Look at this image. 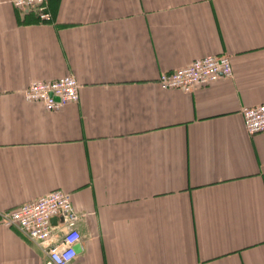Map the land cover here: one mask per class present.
I'll return each instance as SVG.
<instances>
[{"label":"crops","instance_id":"0c3cea01","mask_svg":"<svg viewBox=\"0 0 264 264\" xmlns=\"http://www.w3.org/2000/svg\"><path fill=\"white\" fill-rule=\"evenodd\" d=\"M0 0V218L56 188L83 214L74 264H264V0ZM228 52L234 76L165 89L162 71ZM73 74L61 109L27 100ZM62 222L60 216L53 224ZM46 252L0 219V264Z\"/></svg>","mask_w":264,"mask_h":264},{"label":"built area","instance_id":"2783aa9c","mask_svg":"<svg viewBox=\"0 0 264 264\" xmlns=\"http://www.w3.org/2000/svg\"><path fill=\"white\" fill-rule=\"evenodd\" d=\"M19 9H35L43 20L52 18L49 0H10ZM232 57L228 52L197 57L190 64L162 71L158 82L165 89L193 91L197 86L217 81L222 76H234ZM79 80L73 74L44 80L37 78L24 88V97L32 102L42 101L48 109H61L68 102L80 98ZM249 134L264 132V102L242 109ZM72 198V192L56 188L38 199L29 200L1 214V223L18 227L25 235L40 244L46 252L44 264H74L78 255L76 245L81 233L75 223L82 217ZM60 216L62 222L53 224Z\"/></svg>","mask_w":264,"mask_h":264},{"label":"water","instance_id":"95a60500","mask_svg":"<svg viewBox=\"0 0 264 264\" xmlns=\"http://www.w3.org/2000/svg\"><path fill=\"white\" fill-rule=\"evenodd\" d=\"M81 247H78V250H76L77 251V253H80L81 252Z\"/></svg>","mask_w":264,"mask_h":264}]
</instances>
